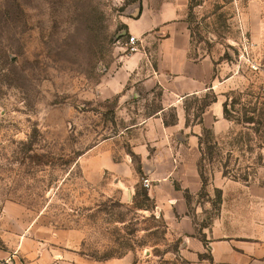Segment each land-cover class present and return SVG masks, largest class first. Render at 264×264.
I'll return each instance as SVG.
<instances>
[{"label": "crops", "instance_id": "obj_1", "mask_svg": "<svg viewBox=\"0 0 264 264\" xmlns=\"http://www.w3.org/2000/svg\"><path fill=\"white\" fill-rule=\"evenodd\" d=\"M118 2L123 36L102 94L116 97L125 116L79 165L89 183L103 182L142 218L162 224L168 243L96 259L84 251L79 231L43 224V214L24 222V214L6 213L0 264H264V148L253 152L245 175L215 169L208 176L200 166L203 135L224 136L236 123L228 117L236 114L233 95L250 106L244 124L264 112V86L238 83L255 80L239 59L244 45L264 61V0ZM129 36L136 52L126 50ZM226 45L235 48L232 67Z\"/></svg>", "mask_w": 264, "mask_h": 264}, {"label": "rangeland", "instance_id": "obj_2", "mask_svg": "<svg viewBox=\"0 0 264 264\" xmlns=\"http://www.w3.org/2000/svg\"><path fill=\"white\" fill-rule=\"evenodd\" d=\"M121 15L118 0H0V229L6 213L24 214V222L43 214V224L79 231L87 255L102 260L168 243L162 224L103 182L89 183L79 165L125 116L116 97L102 94L119 53ZM224 47L232 67L235 48ZM261 78L238 83L261 87ZM242 103L239 93L231 98L236 123L226 135H203L208 176L245 175L264 148V112L244 124L250 106Z\"/></svg>", "mask_w": 264, "mask_h": 264}, {"label": "built area", "instance_id": "obj_3", "mask_svg": "<svg viewBox=\"0 0 264 264\" xmlns=\"http://www.w3.org/2000/svg\"><path fill=\"white\" fill-rule=\"evenodd\" d=\"M137 40L133 36H129L127 41V47L126 50L129 52H136L138 50L137 48ZM251 45L246 44L243 46L242 53L239 56V59L244 62L249 70L252 72V74L256 76L264 77V61L254 59L251 54ZM142 186L149 190L151 185V181L148 178H143L141 180Z\"/></svg>", "mask_w": 264, "mask_h": 264}, {"label": "trees", "instance_id": "obj_4", "mask_svg": "<svg viewBox=\"0 0 264 264\" xmlns=\"http://www.w3.org/2000/svg\"><path fill=\"white\" fill-rule=\"evenodd\" d=\"M226 175V173H224Z\"/></svg>", "mask_w": 264, "mask_h": 264}]
</instances>
